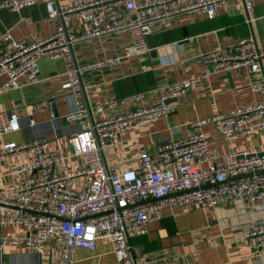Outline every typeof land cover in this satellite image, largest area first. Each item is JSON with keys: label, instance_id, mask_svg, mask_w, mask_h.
<instances>
[{"label": "built area", "instance_id": "obj_1", "mask_svg": "<svg viewBox=\"0 0 264 264\" xmlns=\"http://www.w3.org/2000/svg\"><path fill=\"white\" fill-rule=\"evenodd\" d=\"M37 1L0 0V8L15 11ZM41 1L54 31L27 42L3 35L0 92L38 83L42 57L63 58L70 68L61 87L78 97L73 109L60 118L75 126L67 135V151L47 152V139L35 132L22 144L2 145L0 161L23 149L33 157L19 166L16 172L20 177L11 189L0 188V226L21 229L0 238V264H5L1 254L5 245L46 251L50 264H74V249L93 250L97 240L112 244L117 264H137L131 239L146 234L148 223L160 221L165 207L211 208L240 199L260 202L264 209V151L229 146L221 155L197 129L212 124L219 135L228 138L264 132V79L249 83L259 95L254 102L185 122L186 127L195 129L183 138L164 140L152 153L141 151L136 168L119 170L104 159V148L114 145L121 133L165 117L172 108L168 99L179 97L202 77L162 84L158 100L150 104L144 103L146 91L90 103L82 78L116 65L121 56L79 65L73 55V46L80 41L121 33H126L129 41L123 56L146 52L147 37L156 22L182 13L212 19L232 0ZM238 1L246 10L252 7L253 0ZM263 58L264 48L252 36L216 45L199 55L205 74L232 70L257 74ZM173 60V52L161 57L162 63ZM141 69L147 70L145 65ZM27 126L33 130L36 124L30 119ZM20 128L16 113L0 112V135ZM246 239L256 253H264V216L251 223Z\"/></svg>", "mask_w": 264, "mask_h": 264}, {"label": "crops", "instance_id": "obj_2", "mask_svg": "<svg viewBox=\"0 0 264 264\" xmlns=\"http://www.w3.org/2000/svg\"><path fill=\"white\" fill-rule=\"evenodd\" d=\"M53 31L54 23L47 18L41 0L15 11L0 8V41L5 34L26 42L43 39ZM247 36L254 37L257 45L264 48V0H253L252 7L247 10L241 1L232 0L228 7L219 9L212 19L202 14L182 13L156 22L147 37L148 51L128 57L123 56L129 45L126 33L76 43L73 55L79 65L121 56L116 65L82 78L90 103L109 96L146 91L148 94L144 103L150 104L158 100L162 84L202 77L172 102V108L165 117L121 133L114 145L104 148V159L119 170L136 168L141 151L152 153L164 140L183 138L195 129L186 127L185 122L226 112L257 100L259 95L251 90L249 83L257 78L264 79V58L261 71L257 74L236 70L205 74L199 61L200 53L216 45L232 44L237 38ZM172 44H175V50ZM171 52L173 62L162 63L161 57ZM142 65L146 66V71L141 69ZM69 68L70 63L63 58L42 57L39 60L38 83L0 92V112L16 113L21 124L19 130L0 135V149L7 142L22 144L34 132L47 139L49 153L69 149L67 135L75 124L60 118L73 109L74 98L78 97L61 87ZM30 119L36 124L33 130L27 126ZM197 129L208 137L209 145L221 155L227 152L229 146L236 150L264 151V132L228 138L219 135L212 124H203ZM32 157L29 150L23 149L1 160L0 188L11 189L20 177L17 169ZM262 216L264 209L260 202L250 204L240 199L211 208L165 207L160 221L148 223L146 234L131 239L136 262L264 264V253H256L246 239L251 223ZM20 231L17 226L2 225L0 238ZM1 254L5 264H50L51 259L46 251L33 252L12 245L3 246ZM73 259L74 264H117L112 244L101 240L96 241L93 250L75 248Z\"/></svg>", "mask_w": 264, "mask_h": 264}, {"label": "water", "instance_id": "obj_3", "mask_svg": "<svg viewBox=\"0 0 264 264\" xmlns=\"http://www.w3.org/2000/svg\"><path fill=\"white\" fill-rule=\"evenodd\" d=\"M152 54H154L153 52H151ZM176 100V98H170V99H168V101L167 102H173V101H175ZM55 115H57V112H55Z\"/></svg>", "mask_w": 264, "mask_h": 264}]
</instances>
